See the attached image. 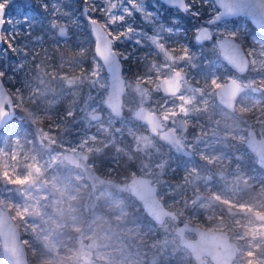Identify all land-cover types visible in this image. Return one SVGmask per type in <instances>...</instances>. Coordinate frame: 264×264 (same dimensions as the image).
Segmentation results:
<instances>
[{
    "label": "rangeland",
    "instance_id": "rangeland-1",
    "mask_svg": "<svg viewBox=\"0 0 264 264\" xmlns=\"http://www.w3.org/2000/svg\"><path fill=\"white\" fill-rule=\"evenodd\" d=\"M45 2L0 0L6 9L0 76L13 79L16 110L0 131V205L21 230L29 264H187L175 221H127L129 209L141 207L127 187L134 175L150 177L160 200L178 216L185 207L181 221L228 233L240 248L235 262L264 264V173L247 166L245 146L249 128L264 135V37L247 17L209 26L218 12L213 0H186L188 27L178 10L158 0H80L79 18L70 21L78 27V53L80 45H89L82 33L91 35L85 6L123 61L124 109L114 116L105 105L112 91L101 63L87 73L91 79H82L78 69L81 78L70 81H63L67 71L33 63L39 54L49 60V47L69 46L73 37L63 41L51 34L48 24L67 10L55 0L46 15ZM205 9L208 20L196 23L192 15ZM207 25L213 37L197 44V32ZM223 36L242 44L247 74H237L220 57L216 39ZM138 63L144 65L133 75L131 66ZM176 77L179 92L162 94L161 80ZM231 78L245 87L233 111L216 98ZM59 102L68 107L63 113L54 111ZM140 105L157 113L175 139L150 134L133 116ZM93 113L99 114L95 121ZM106 148L115 159L108 166L100 161ZM121 153L148 157L127 176L117 165ZM177 168L180 177L172 185L165 176Z\"/></svg>",
    "mask_w": 264,
    "mask_h": 264
},
{
    "label": "water",
    "instance_id": "water-1",
    "mask_svg": "<svg viewBox=\"0 0 264 264\" xmlns=\"http://www.w3.org/2000/svg\"><path fill=\"white\" fill-rule=\"evenodd\" d=\"M168 7L181 12L189 10L186 0H158ZM218 12L208 21V25L223 22L228 19L247 17L251 25L260 33L264 34V0H213ZM5 9L0 6V52L3 48L2 29L4 27ZM91 35L94 39L93 51L95 58L102 64L111 94L105 105L114 116H120L123 112V94L125 78L123 76L122 60L113 47L112 37L106 29L94 19H89ZM204 26L199 29L195 36L197 43L206 39L199 37L207 32L213 36L210 28ZM220 57L239 75L248 72L250 60L243 46L234 37L223 36L216 40ZM179 78L174 81L162 80L161 90L168 95L178 92ZM245 87L231 78L220 85L216 90L218 102L228 110H234L239 96ZM133 116L145 124L150 133L155 134L163 130L158 115L138 106L133 111ZM16 117L14 99L0 76V131ZM98 113L90 115L92 120H97ZM246 146L257 156V163L264 167V137L258 139L253 129L248 131ZM127 187L130 195L140 203L143 212L156 225H162L167 219L178 221V214L164 205L157 195L158 187L150 177L134 175L128 182ZM174 233L178 236V244L186 249L196 264H207L204 259L209 256L213 264H232L239 247L230 241L229 235L222 230L206 228L197 224L183 221L176 225ZM186 233H192L195 238H189ZM0 249L5 264H29L28 252L23 241L21 230L8 209L0 205Z\"/></svg>",
    "mask_w": 264,
    "mask_h": 264
},
{
    "label": "trees",
    "instance_id": "trees-1",
    "mask_svg": "<svg viewBox=\"0 0 264 264\" xmlns=\"http://www.w3.org/2000/svg\"><path fill=\"white\" fill-rule=\"evenodd\" d=\"M179 16L181 17H184L183 14L181 13H178ZM209 14L207 12V9L204 10V12H202L200 15H192V18L195 19V22L197 23H205V20L207 21L208 18H205L207 17ZM82 34H87L88 38H89V45L88 46H83V45H80L79 48H80V52L78 53V45H76L74 43V40L76 39V34H72L73 37L71 39V43L69 46H59V47H49L48 51L46 52L49 56V60H44L41 58V54L37 55L34 62L33 63H39V65H41V67H43L44 65H51V67H55L58 71H61V72H66L67 74L64 75L66 78H63V81L64 79H66V81H70L71 79H75L76 76L78 75V78L82 76V79H91V77L88 76V72L89 70L91 69H98L99 68V62L97 61V59L95 58L94 56V52H93V40L91 38V35H89V32L88 30ZM41 35V34H40ZM21 37V36H20ZM82 37V36H81ZM82 40V38H80ZM5 45V43H4ZM84 47V49H83ZM64 55L66 57H70L71 59L73 60H76V56H78V59H79V62H80V65H79V72L80 74L77 72V70H68L67 68L63 67L60 69L59 67V62H60V59H61V56ZM11 59V58H10ZM128 69V68H127ZM131 70L133 75H136L140 72L141 70V65L138 63V64H134L131 66ZM46 71V69H45ZM38 72V70H37ZM44 73V71H43ZM130 73V71H129ZM3 81L5 83V85L7 86L8 90L11 91L12 89V83H13V79L9 76L4 75L3 77ZM54 111H57V112H60V113H63L65 112L68 107H66V105L64 104V102H59V104L54 107ZM40 123L42 124V121L40 120ZM39 123V124H40ZM103 155V158L100 159V161L103 163V164H106L107 166L108 165H112V162L111 160H115L112 158L111 156V151L109 148H106L104 150V152L101 154ZM137 154L135 153L134 157H130L128 156L126 153H121V155L119 156V158H117L118 162H117V165L118 167L121 169L122 173H124V175H127L129 176L130 175V171L134 170L137 168V164L139 162H142L144 161V157L145 159L148 157V154L145 153L144 154V157H140V156H136ZM116 163V162H115ZM252 162H249V164L247 165L248 167L250 166ZM254 165V163H253ZM176 171V172H175ZM181 171V168H177V170H167V175L165 176V179L167 182H170L172 185H175L176 183H178V178L180 177V172ZM244 184H248L247 182H245ZM249 194V193H247ZM251 194V193H250ZM186 208L184 207V214L180 215L179 217L180 218H184L185 214H186ZM126 218H127V221L128 222H136V221H142L144 224H149V225H153L155 226V224L147 217V215L143 212L142 208L141 207H138V209H135V210H132V209H129L128 213L126 214ZM203 221V223L205 225H208V222L206 220H201ZM190 223H195V221L193 220H189ZM73 235L76 234L75 231H71ZM174 245L179 248L178 244L174 242ZM182 256V254H181ZM183 260H177V259H174V260H168V261H161L162 264H181ZM187 264H192V260L189 256H187V259L184 260ZM0 264H5L3 258H2V254H1V249H0Z\"/></svg>",
    "mask_w": 264,
    "mask_h": 264
},
{
    "label": "flooded vegetation",
    "instance_id": "flooded-vegetation-1",
    "mask_svg": "<svg viewBox=\"0 0 264 264\" xmlns=\"http://www.w3.org/2000/svg\"><path fill=\"white\" fill-rule=\"evenodd\" d=\"M52 1H55V0H46V2L47 3H49V7L48 8H46V11L44 12V14H46V15H48L50 12H51V8L53 7V5L52 4H54ZM58 1H60L61 2V5H62V8H66V10H67V14H63V13H59V14H56V17H53V19L54 20H57L56 22H54V21H51L50 22V24H48V26H50V29H52V31H51V34H60L59 36H57V39H61V40H63V41H65L66 39H67V34H78V32H77V26H76V24H72L70 21H71V19L73 20V21H75L76 20V18H79V14L81 13V3H80V0H67V1H64V0H58ZM45 2V3H46ZM52 2V3H51ZM47 3H46V5H47ZM57 3V2H56ZM161 3V2H160ZM162 4V3H161ZM162 5H164V4H162ZM0 6H2V5H0ZM84 8H83V14H84V16H85V18H86V20H87V23H88V26H89V22H88V20L89 19H94V18H90V16H89V14H88V10H87V8L85 7V6H83ZM164 7L165 8H167L168 10H170V9H175V8H171V7H168L167 5H164ZM4 9H5V7H4ZM190 9V8H189ZM177 10V9H176ZM189 10H187V11H185V12H181V11H179L178 10V12H177V15H178V13H181V14H183L184 15V17H181V16H179V17H181L182 19H183V22L182 23H184V25H185V27H188V25H189V20H188V18H186L185 16V13L186 12H188ZM5 15H6V9H5ZM5 15H4V18H5ZM48 17V16H47ZM239 18V17H238ZM212 19V18H211ZM94 20H96V19H94ZM210 20V19H209ZM208 20V21H209ZM228 20H230V19H228ZM58 22H61V23H58ZM99 22V21H98ZM100 23V22H99ZM101 24V23H100ZM251 24V23H250ZM102 25V24H101ZM103 26V25H102ZM210 26V25H209ZM104 27V26H103ZM4 28V27H3ZM256 29V28H255ZM3 30V29H2ZM257 30V29H256ZM50 31V30H49ZM89 31H90V26H89ZM107 31V30H106ZM45 34H48L47 32H45ZM90 34H91V31H90ZM109 34V33H108ZM256 34H259V36L260 37H264V34L263 33H260L258 30H257V32H256ZM110 35V34H109ZM3 37V36H2ZM213 37V36H212ZM77 36H76V39L74 40V43L76 44V45H78L77 44ZM91 38H92V40H93V46H94V39H93V36L91 35ZM206 40H208V39H206ZM206 40H204V41H206ZM217 40V39H216ZM203 41V42H204ZM195 42H196V40H195ZM202 42V43H203ZM197 43V42H196ZM197 44H200V43H197ZM3 46H4V42H3ZM62 47V46H61ZM113 47H114V44H113ZM94 52V51H93ZM79 56V55H78ZM78 56H76V60H73V59H71L70 57H66V56H64V55H62L61 56V59H60V61L61 62H59V67H60V69L61 68H63L64 67V65H70V64H72L73 65V68H75L76 70H78L79 69V65H80V62H79V59H78ZM95 56V55H94ZM120 57V56H119ZM64 58H67L68 59V61H65L64 62ZM122 60V59H121ZM61 63V64H60ZM76 63H79V64H76ZM122 64H123V61H122ZM140 64V63H139ZM62 65V66H61ZM141 66L142 65H144V63H141L140 64ZM147 65V64H146ZM74 69V70H75ZM249 70H250V68H249ZM248 70V71H249ZM59 72H61V71H59ZM236 72V71H235ZM63 74H64V72H62ZM237 73V72H236ZM248 73V72H247ZM247 73H245V74H247ZM238 74V73H237ZM245 74H243V75H245ZM78 76H76V78H77ZM177 78H179V82H178V92H179V90H180V88H179V86H180V77H176L175 79H172V80H168V79H163V80H168V81H174V80H176ZM3 79V78H2ZM162 81V80H161ZM4 82V81H3ZM161 83V82H160ZM5 84V83H4ZM7 87V86H6ZM159 87H160V84H159ZM8 89V88H7ZM160 91L162 92V94H164L165 96H174V95H168V94H165L162 90H161V88H160ZM10 92V91H9ZM177 92V93H178ZM11 93V92H10ZM176 93V94H177ZM245 93V90L243 91V93L239 96V98L243 95ZM175 94V95H176ZM12 95V94H11ZM13 97V96H12ZM239 98H238V100H239ZM238 102V101H237ZM237 105V104H236ZM141 106V105H140ZM225 108V107H224ZM147 109V108H146ZM228 110V109H227ZM229 111H233V110H229ZM157 114V113H156ZM158 115V114H157ZM158 117L160 118V121H161V124L164 126V129L163 130H158L155 134H152V133H150V134H152V135H155V136H160V137H164L165 139H167V140H174L175 139V135H174V133L173 132H171L169 129H168V125L165 123V122H163V120L161 119V117L158 115ZM141 122V121H140ZM142 123V122H141ZM143 124V123H142ZM145 125V124H144ZM146 126V125H145ZM147 127V126H146ZM148 129V128H147ZM250 129H253V128H249L248 130H247V139H248V131L250 130ZM253 131H254V129H253ZM150 132V131H149ZM254 133L256 134V132L254 131ZM256 137L258 138V139H261V138H263L264 137V135L262 136V137H258L257 136V134H256ZM247 139H246V141H247ZM246 141H245V146H246ZM247 147V146H246ZM247 149L249 150V148L247 147ZM249 152H250V154H251V161L250 162H252L251 164H250V167H253V168H255V170L256 171H259V172H263L264 173V167L263 166H261V165H259L258 163H257V156L254 154V153H252L250 150H249ZM253 163H254V165H253ZM181 222H183V221H181L180 220V217H179V219H178V221L177 222H175L176 224H179V223H181ZM190 223V222H189ZM191 224H195V223H191ZM198 225V224H197ZM201 226V225H200ZM204 227V226H203ZM206 228H208V227H206ZM228 234V233H227ZM186 235L188 236V235H191L192 237H189V238H195V235L194 234H192V233H186ZM229 235V234H228ZM229 239H230V241H232V242H234L231 238H230V236H229ZM236 243V242H235ZM237 244V243H236ZM238 245V244H237ZM239 247V246H238ZM239 251H240V248H239ZM239 251L237 252V254L239 253ZM189 253V252H188ZM237 256V255H236ZM189 257L191 258V260H192V264H196L195 262H194V260H193V258H192V256L190 255V253H189ZM204 259L206 260V263L207 264H213V262L211 261V259H210V257L209 256H205L204 257ZM235 259H236V257H235ZM235 259L233 260V262H232V264H248V263H237V262H235Z\"/></svg>",
    "mask_w": 264,
    "mask_h": 264
},
{
    "label": "snow or ice",
    "instance_id": "snow-or-ice-1",
    "mask_svg": "<svg viewBox=\"0 0 264 264\" xmlns=\"http://www.w3.org/2000/svg\"><path fill=\"white\" fill-rule=\"evenodd\" d=\"M199 39L203 40V39H211V35L207 32L203 33Z\"/></svg>",
    "mask_w": 264,
    "mask_h": 264
}]
</instances>
